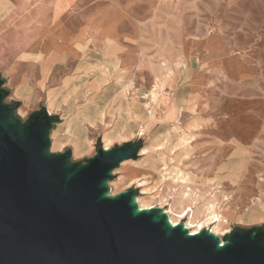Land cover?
I'll use <instances>...</instances> for the list:
<instances>
[{"label": "rangeland", "instance_id": "rangeland-1", "mask_svg": "<svg viewBox=\"0 0 264 264\" xmlns=\"http://www.w3.org/2000/svg\"><path fill=\"white\" fill-rule=\"evenodd\" d=\"M144 3L136 0L137 12ZM151 7L158 13L143 19L149 34L133 49L138 61L132 64L125 58L122 63L118 48L101 71L90 64L80 70L114 81L105 83L104 101L119 109V119L99 137L94 131L63 130L61 143L80 142L81 149L76 152L69 144L59 151L62 145L54 141L51 150L67 152L72 163L81 164L105 147L106 138L111 140L109 148L143 140L140 154L115 170L109 182L112 194L135 188L143 204L152 203L173 217L183 207L195 210L215 199L230 214L221 238L234 232L264 235V0H151ZM189 37L175 72L161 67L153 101L151 68H160L165 57L177 60ZM194 41L209 43L215 60L190 59L197 47ZM141 61L144 65L138 68ZM152 110L157 116L148 123ZM17 113L30 117L19 107ZM54 121L58 123V117ZM135 176L146 183L138 186Z\"/></svg>", "mask_w": 264, "mask_h": 264}, {"label": "water", "instance_id": "water-1", "mask_svg": "<svg viewBox=\"0 0 264 264\" xmlns=\"http://www.w3.org/2000/svg\"><path fill=\"white\" fill-rule=\"evenodd\" d=\"M0 77V264H264V235L193 234L164 209L143 208L136 189L109 182L143 140L101 146L75 164L52 152L54 115L23 119Z\"/></svg>", "mask_w": 264, "mask_h": 264}, {"label": "crops", "instance_id": "crops-1", "mask_svg": "<svg viewBox=\"0 0 264 264\" xmlns=\"http://www.w3.org/2000/svg\"><path fill=\"white\" fill-rule=\"evenodd\" d=\"M142 8L137 12L136 0H0V77L7 101L27 115L46 108L57 116L50 136L62 145L59 151L69 144L76 152L81 149L80 142L61 143L63 130L94 131L99 137L119 119V109L104 101L105 83L114 81L80 70L90 64L101 71L107 60L115 59L111 51L118 48L122 63L125 58L132 64L138 61L133 49L149 34L143 19L158 13L151 0ZM194 42L190 59L215 60L209 43ZM79 82L85 85L73 87ZM93 140L87 142L89 147Z\"/></svg>", "mask_w": 264, "mask_h": 264}, {"label": "bare ground", "instance_id": "bare-ground-1", "mask_svg": "<svg viewBox=\"0 0 264 264\" xmlns=\"http://www.w3.org/2000/svg\"><path fill=\"white\" fill-rule=\"evenodd\" d=\"M190 37L186 38V41L184 42V50L182 52V54H180L178 56V59L173 61L171 59V57H165L164 60H162L159 64L160 68H155L152 67L151 68V73L153 74V78L155 83L153 84V87L151 89V97L153 101H156L157 99V95L155 93V87H157V84H159L162 81V68L161 67H165L168 68V70L170 71V74L175 72V67H177L179 65V63H181V61L185 58V51L188 50V46L189 42H190ZM222 39V38H221ZM216 41V40H214ZM214 41H210L212 43H215ZM219 42V41H217ZM216 42V43H217ZM211 43V44H212ZM213 46V45H212ZM216 46V45H214ZM212 48V47H211ZM215 48V47H214ZM211 52V51H210ZM212 53V52H211ZM223 54V53H221ZM215 56V55H214ZM219 56V54H218ZM187 57V56H186ZM207 57V56H206ZM205 57V58H206ZM212 57V56H211ZM214 58V57H212ZM206 63V62H205ZM144 65L143 61H141L138 65V68H141ZM181 111L179 113V115L181 116ZM157 116V113L152 110L151 111V116L149 117L148 123L152 122ZM179 116V117H180ZM179 119V118H178ZM196 120V119H195ZM181 126V125H180ZM196 127V126H195ZM201 127V126H200ZM183 130V129H182ZM181 134V133H180ZM190 134V133H189ZM184 135V134H183ZM182 135V136H183ZM187 136V135H186ZM184 136V137H186ZM188 137V136H187ZM186 137V139H187ZM190 137V136H189ZM192 137V136H191ZM194 137V136H193ZM195 138V137H194ZM189 139V138H188ZM183 140V137H182ZM185 140H183L184 143ZM187 141V140H186ZM188 141H191L188 140ZM105 148H109V145L111 143V140L109 138L105 139ZM185 144V143H184ZM204 144V143H203ZM186 150V148H185ZM191 150V149H189ZM190 153V152H189ZM188 155V154H187ZM124 163V162H123ZM182 174V173H181ZM181 176V175H180ZM136 177V176H135ZM188 177V176H187ZM166 178V176H165ZM179 178V177H178ZM177 179V178H176ZM186 179V178H185ZM184 179V180H185ZM181 180V179H180ZM188 180V179H187ZM191 180V178H190ZM214 181V180H213ZM135 183H137L138 186H143L145 182V180L142 179H138V177L135 178ZM191 182V181H189ZM201 184V183H200ZM161 189V188H160ZM152 196V195H151ZM185 198H183L182 200H179L178 203L182 204L184 202ZM138 201L141 204V207L143 208H148V207H152L153 204H149V205H145L141 202L140 197L138 198ZM149 203V202H148ZM169 212V210H168ZM186 215H190L189 216V220L187 222H185V225L187 226V228L193 233H197L201 230H203L204 228L208 227L210 230H212L214 233L221 235L222 233H225L228 231V224H229V217L230 214L228 212H223V210L221 209V207L218 205V203L216 202L215 199L209 201L206 205H202L201 207L196 208L195 210L192 207H183L176 215L175 217L171 216L170 214V219L173 222V224H178L179 222H182L183 219L186 217ZM214 224V226L211 228L210 225Z\"/></svg>", "mask_w": 264, "mask_h": 264}, {"label": "trees", "instance_id": "trees-1", "mask_svg": "<svg viewBox=\"0 0 264 264\" xmlns=\"http://www.w3.org/2000/svg\"><path fill=\"white\" fill-rule=\"evenodd\" d=\"M54 120H56L57 119V117L56 116H54V118H53ZM69 154V153H68ZM261 230V229H260Z\"/></svg>", "mask_w": 264, "mask_h": 264}]
</instances>
